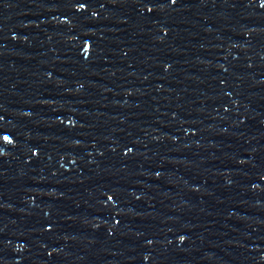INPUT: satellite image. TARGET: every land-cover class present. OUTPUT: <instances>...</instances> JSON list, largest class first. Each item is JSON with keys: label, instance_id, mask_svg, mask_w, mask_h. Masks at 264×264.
Segmentation results:
<instances>
[{"label": "water", "instance_id": "obj_1", "mask_svg": "<svg viewBox=\"0 0 264 264\" xmlns=\"http://www.w3.org/2000/svg\"><path fill=\"white\" fill-rule=\"evenodd\" d=\"M264 208V0H181Z\"/></svg>", "mask_w": 264, "mask_h": 264}]
</instances>
